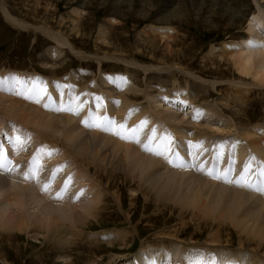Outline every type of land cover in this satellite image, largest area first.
<instances>
[{
    "label": "bare ground",
    "instance_id": "bare-ground-1",
    "mask_svg": "<svg viewBox=\"0 0 264 264\" xmlns=\"http://www.w3.org/2000/svg\"><path fill=\"white\" fill-rule=\"evenodd\" d=\"M171 1L169 4L172 3ZM254 3L256 11L250 14L247 20L250 31L264 25V0H254ZM167 5L162 10V14L169 13L171 8ZM0 8L12 24L26 29L42 30L59 46L68 45V48L70 47V50L75 51L78 56L91 57L85 55L84 51L76 50L69 38L60 30L52 28L53 26L33 24L14 18L5 0H0ZM229 10L224 7L222 12L230 14ZM73 13L79 16L82 11L78 9ZM78 16L72 18L79 21ZM114 20L116 19L112 18L111 21H104L101 24L98 40L101 41L100 45L108 46V52L104 56L110 60L122 61L128 67L127 72L115 73L113 77L106 75L100 77L94 87L84 86L89 77L79 72L72 78L75 79L76 88L74 90L70 88L71 94L68 91L69 94L66 93V85H62L58 80L48 81L47 78L37 77V73H26L19 79L17 77L20 84H15L12 76L0 78L3 84L7 85L6 89L10 90L9 88L12 87V90L20 89L24 92V95L17 94L14 99L3 97L0 93V132L7 133L5 137L8 144H12L15 153L19 154L26 145L24 144L27 141L24 140L26 128L34 132V135L27 137L28 140L39 136L37 141L39 139L40 142L46 141V146L37 149L39 151L36 149L33 151L34 154L25 161L27 164L15 165L9 172L4 170L0 176V230L10 233L24 232L36 240L42 237L47 245L53 246L54 251L57 252L55 258L59 259L61 264H75L80 257H83L75 251L81 252L83 249H91L93 252L87 257L86 263L90 264H153V261L155 264H193L198 258H214L216 264H264V193L226 182L238 180L244 167L249 163L253 169L249 179L253 183L256 182V173L260 166L264 165V131L254 136L255 132H249L251 127L246 132L247 126L241 118L243 109L240 106L232 108L226 102L227 96L223 98L224 106L230 109L220 110L216 104H203L197 110L194 109L195 107L193 110L190 109L191 113L194 111L197 115L207 114V117L212 118L207 123L195 119L194 121L197 120L195 127H193V119L185 123L186 120L182 118L186 112L181 111L184 109V104L187 102L192 104L200 100V97L211 96L209 88L203 85L206 79L200 74L197 75L192 69L193 58L190 59L192 55L189 57L190 63L183 64L180 58H173L175 50L171 41L166 40L161 45L162 41L156 42L149 40L151 39L149 37H141L138 42L147 45L146 51L151 53L153 59L151 65L145 66L134 58V53L144 49L141 44L123 49L118 41L116 45L110 40L112 29L115 27ZM146 31L148 36H153L151 32ZM172 31L174 29L169 26L156 28L153 39L160 38V35L169 39L171 36L168 35ZM242 41L243 47L239 48L238 43L235 47L236 52L231 54L230 58L233 55L235 59L233 62L241 73L246 75L254 72L255 77L263 81L264 35L260 38L249 35ZM250 41L255 46H250ZM256 48L260 49L257 62L253 60L250 52ZM48 50L47 55L50 57L59 56L60 51L56 48ZM213 50L214 48L210 49L209 53H213ZM101 51L98 46V52ZM161 51L162 54H159ZM107 54L109 56H106ZM47 55L46 66L49 63L54 65L55 62H51ZM158 58L169 65H162V62L157 61ZM156 61L160 65L154 63ZM129 66L133 67L130 69ZM54 67L52 66V69ZM164 67L178 69L191 76L188 80L186 78L189 95L185 98L182 94L180 104H177L173 112L166 108L160 110L159 107L162 106L161 101L171 98L174 89H168L167 79L164 81L156 77L157 75L151 74V70L157 73V70ZM99 71H102V67ZM142 71L146 76L145 82L135 75ZM218 81L221 79L210 82L212 89L217 90ZM77 84H81L82 88L79 89ZM173 85L181 87V80L179 82V79L175 78ZM33 86L44 90L40 103L35 102V97L25 98L29 95L26 89ZM157 88L161 96L155 94ZM178 94L180 95L181 92ZM59 104H64L73 111H64L62 115H58L55 111L47 112L43 109L45 105L59 107ZM108 108H111L112 112ZM226 109L231 115H226ZM181 114L183 117H180ZM93 116L109 118L117 125L125 124L129 131L136 128L139 130L141 141L148 142L151 139L153 146L161 143L166 136H170L171 152L179 156V160L175 162L182 163L184 167H175L163 157L144 151L140 144L125 141L99 128L87 127L85 122H91ZM3 123L6 129L5 126L2 128ZM204 124L212 127L210 132L218 131L226 134H230L234 127L240 136L231 142L227 139H223L224 141L217 139L216 146H212L211 139L207 138L208 132L198 129V126ZM17 136L20 137L19 142L16 140ZM217 136V133H214L210 137L213 139ZM239 139H243L245 143L239 142ZM62 151L64 154L61 155ZM250 151L253 154L248 155ZM49 152L52 154L48 155ZM27 154L29 155L28 151ZM35 155L37 160L30 163ZM247 155L248 159L245 158ZM55 156L65 160L56 161L57 165L54 163L56 168L50 164L53 163L50 161L54 160ZM169 158L172 159L171 153ZM64 171L66 174L68 172L66 177L62 176ZM28 175H32V178H26ZM69 177H72V180L67 192L61 198H57V193L62 192ZM118 179L134 192H143L146 203L154 201L158 205L157 208L161 209L157 211L161 215L166 214L167 208H174L180 220L183 218L181 220L183 223L186 214L192 213L193 220L198 221L197 227H194L197 231L200 230L197 232V237L201 238L209 228L211 229L207 240L200 242L191 238L189 241L182 238L183 234H188L187 230L170 228L159 230L160 232L150 236L136 255L123 254L131 251L129 242L134 240L136 234L142 232L133 224L132 211L124 209L122 183L120 185ZM46 184L51 185L47 192L42 190ZM77 185L83 188L76 189L74 186ZM139 195L138 193V197ZM110 199L115 200V203L109 204ZM131 203L135 207V201ZM111 206L119 209L125 221L114 220L113 225L118 229H114L110 233L111 236H107L110 238H107L108 246H106L101 242L104 239L102 234L94 231L97 227L101 229L108 227L103 223L106 216L112 217V214L105 216ZM170 215L166 216L167 222L168 218L174 219V216ZM148 225L151 226L150 223ZM121 226L124 229L119 228ZM234 238H238V246ZM76 253L79 256L75 255Z\"/></svg>",
    "mask_w": 264,
    "mask_h": 264
},
{
    "label": "rangeland",
    "instance_id": "rangeland-1",
    "mask_svg": "<svg viewBox=\"0 0 264 264\" xmlns=\"http://www.w3.org/2000/svg\"><path fill=\"white\" fill-rule=\"evenodd\" d=\"M5 1L9 12L14 18L16 17L17 19H21L33 24H43L51 27L53 26L52 28H55V30H60L65 36L69 38L76 50L84 51L86 52L85 55L91 57L78 56L77 53L75 54V51L70 50V47L68 48V45L59 46L56 41L46 36V34L42 30H36L32 28L26 29L12 24L6 19L4 15L5 13H3L2 9L0 8V76H2L0 78H7L12 76L13 78L18 77L17 79H19L26 73H37V77H41L44 79L47 78L48 81L54 79L58 80L60 83H62V85H66V93L71 94L70 88H72L73 90L74 88H76L74 84L75 79L72 80V78L79 72H83L89 77L87 83H85L84 86L90 85L93 87L96 86V80L101 79L100 77H103L105 75L114 76L115 73L118 74L127 72L128 67L122 61L113 59L110 60L104 56V54L108 52V46L107 44L100 45L99 43H101V41L98 40L99 28L101 24L104 21H111L112 18H115L116 20H114L113 22V25H115V27L112 29L113 31L111 33L110 40L114 41L116 45L118 41V43L121 45L120 47H122L123 49L141 44L144 49H142L141 51L138 50V52L134 53V58L139 63H142L145 66L151 65L153 59L151 57V53H148L146 51L148 48L147 45L144 46L142 45V43L144 42H138L141 37H149L151 38L149 40L156 42L162 41L160 43L161 45H163L166 40L171 41L172 46H174L175 50V57L173 58H180L183 64L188 62L190 63L191 60H189V57L192 55L190 57V59L193 58L192 69L196 72L197 75L200 74L204 77V79H206L205 82L203 81V85L209 88V94H211V96L208 98L200 97V100L194 101L192 102V104L188 102L184 104V109L181 111L182 113L186 112V117L184 116V118H182L184 121L186 120L185 123H187L188 120L192 119V121H194L195 119H200L198 120L199 122L204 121V123H207V121L212 118L210 116L207 117V114L197 115L194 111L193 113H191L194 107V109L197 110L203 104H216L217 107L220 108V110L221 108L230 109L229 107L224 106L225 101L223 100V98L227 96L226 102L230 104L232 108L240 106V108L243 109L241 118L247 126L246 132H248L252 127V131L250 130L249 132H255V135L252 133L254 136H258L256 135L257 133H263L264 80L262 81L260 80V78L255 77L254 72H252V74L246 75L241 73L233 62L235 60L232 57L233 55L230 58V55L236 52L235 47L236 45L238 46V43L240 45L238 46L239 48L243 47L242 40L244 38L249 35H254L260 38L262 35H264V25L262 27H255L251 29V31L248 25L247 20L250 14L256 11L254 0H133V2L132 0H119V2L118 0ZM169 1H171L172 3L169 4ZM166 4H168L167 6L171 9L169 13L162 14V10L166 6ZM224 7H226L228 10L230 8V14H225L222 12L224 10ZM78 9L83 13H81L82 15H79L80 17L73 13L74 10ZM75 16H78L79 21L72 18ZM76 24L78 26H76ZM168 26L172 27L175 31L169 33L170 35L168 36H171L169 39H166V37L162 35H160V38L156 40L153 39L155 38L154 31L156 28H165ZM149 29H152V31H150ZM146 30H148L149 33L151 32L150 34L153 36H148ZM254 30H257V32H255ZM98 46L102 49L101 53L98 52ZM50 48H56L58 51H60L59 56L50 57V55H47L49 52L48 49ZM213 48V53H209L210 49ZM259 50V48H256V50L250 51L252 52L251 56H253L252 58L253 60L255 59V61H258ZM160 53L162 54V51L159 52V54ZM46 55L50 57L49 59L51 62H55L54 65L52 63H49V65H52L46 66ZM106 56L109 55L107 54ZM115 56L121 57L119 55ZM159 57H161V55ZM157 61L162 62V65H169L163 62L160 58H158ZM157 61L154 63L160 65V63H158ZM52 66L55 67L52 69ZM101 67L102 71H99V68ZM130 67L133 66H129V68ZM16 68L24 70H19ZM164 68L157 70V73L155 70H151V74L157 75L156 77L161 78L164 81H166L167 79L169 87L168 89H174L171 98H167V100L165 99L163 102L161 101L160 105L162 106L159 107L160 110L166 108L173 112L175 111V107H177V104H180L179 101L182 94L185 95V98L189 95L186 82H188L187 80L190 79L191 76L189 74H186L184 71L180 72V70L178 69H170L168 67ZM141 70L142 69L140 68V71ZM171 73L175 74L173 75ZM144 74L145 73L143 71L142 73L139 72V74L135 73V75L139 77V80L145 82L146 76ZM184 75L188 77H182ZM172 76L178 78L179 82L181 80V87L178 85H173V83L175 82V78ZM217 79H221V81H218L219 83L217 86V90L212 89L210 82H214ZM6 86L7 85L3 84L2 79H0V93H2V96L6 98L14 99V97H17V93L19 91H22L20 89L17 91L16 89L12 90V87L9 88L10 90H8L6 89ZM77 87L80 89L82 88V85L77 84ZM9 92L11 94H9ZM158 92L159 89L157 88L155 94L161 96L158 94ZM178 92H181V94L179 95ZM242 96L246 97L243 98ZM218 104L221 106H219ZM59 107L52 105L43 109L47 112L55 111L58 115H62L64 111L55 110ZM61 107L66 108L64 104H62ZM108 109L112 112L111 108ZM225 113L227 116L231 115L229 114L230 112L228 110ZM180 117H183V115L181 114ZM193 123V127H195V125L197 124V120ZM4 126L5 123H3L2 128ZM189 127L192 126L189 125ZM150 128H152V126H150ZM199 128L201 130L204 129V131L208 132L207 138L211 139L212 146H216L218 140L227 139L229 140V142H231L235 139L230 138L229 136H236L237 138H239L240 136L239 134H237L234 127L232 128V132H230V134L218 131L210 132V128L212 127H209V125L207 124H204L200 127L198 126V129ZM214 133H217L218 136L212 139L210 136ZM38 138L40 137L35 136L32 139H36L37 141ZM241 142L245 143L243 139H241ZM24 144H26V142ZM45 144L46 141L40 142L39 139V142L34 146H36V150H40V148L46 146ZM9 145L11 146V148H13L12 144ZM229 147H231V145ZM33 151L34 150L31 151V154H34ZM21 152L22 151H20L19 154H21ZM28 152L30 154V151ZM57 154L58 153H56V155ZM62 154H64L63 151L61 155ZM251 154H253L252 151L248 153V155ZM248 155L245 157L246 159H248ZM55 157L56 158H54V160L51 159L52 161H50L53 163L49 162L50 164H53L54 168H56L55 165H57L56 161L64 160L61 159L62 157ZM36 160L37 159L35 155L30 163ZM54 168L52 169V171H54ZM71 169H73V167ZM2 174L3 173H0V176ZM64 174H66L65 171L63 172L62 176L66 177L68 175V172L66 175ZM117 182H119L120 185L122 183L121 187L123 189L122 192L124 196V209L132 211L131 214L133 216V224L138 227V230H140V232H142V234H136L134 240H131L129 242V245H131V251L127 253L125 252L123 254H127L128 256L136 255L140 251L141 245L147 243L150 236H154L156 232H160L159 230H168L170 228H175L183 231L187 230L188 234H183L182 238L189 241L191 240V238H194L195 241L200 242H205L207 240L208 233L211 231V229L209 228L207 230V232L205 233L206 235L204 234L205 236L202 235L201 238L197 237V232H199L200 230L197 231V229L195 228L197 227L198 221L193 220L194 218L192 216V213L191 215L187 213L188 216L186 214L184 220L185 222L183 223H181V220H183V218L180 220V216L176 213L177 211L174 208H167L166 211H168H165L166 214L161 215L160 213H157V211L161 209L157 208L158 205L155 204L154 201H149L150 203H146V197L143 192H134L120 179H118ZM78 185L74 187L76 189L80 187L81 190V188L83 187ZM82 186H85V184H83ZM138 193L140 194L139 197ZM108 201L111 205L115 203V200L113 199H110ZM134 201L135 207L132 206L131 203ZM29 209L31 208L29 207ZM117 209V207L111 206V208L106 211L105 216L108 214H112V217L106 216L104 219L105 223L103 224L108 225V227L102 229L97 227L99 229L97 230L96 228V230L94 231L95 233L97 232L102 234V237H104V239L101 241L103 245L108 246L107 240L110 237L107 236H109L110 233L114 231V229H118V227L116 228L113 225V223L115 222L114 220L121 222L125 221V218H123V214H120L119 209ZM33 211L34 210H31V212ZM170 212L174 216V219L168 218L167 222L166 216L169 217V215L171 214ZM149 223L151 224V226L148 225ZM185 223H187V225ZM119 228H122V226ZM235 241L237 242L236 246H238V238L235 239ZM116 245L118 246V243ZM75 252L80 254V256H83L80 257L75 264H90L86 263V261L88 255H91L93 253L91 249H83L81 252H78L76 250ZM56 253L57 252L54 251L53 246L51 244L47 245L46 240H44L42 237H40V240H36L29 237V235L24 232L14 231L10 233L0 230V264H61V261L55 258ZM77 253L75 255H78ZM3 257L5 259H3ZM159 259L161 260L162 256Z\"/></svg>",
    "mask_w": 264,
    "mask_h": 264
},
{
    "label": "snow or ice",
    "instance_id": "snow-or-ice-1",
    "mask_svg": "<svg viewBox=\"0 0 264 264\" xmlns=\"http://www.w3.org/2000/svg\"><path fill=\"white\" fill-rule=\"evenodd\" d=\"M250 46H255L252 44V42H249ZM13 81L15 82V84H20L21 82L19 80H17L16 78H12ZM26 91H28L29 95L26 96L25 98L27 99H33L35 97V102L36 103H40V99H41V94L43 93V89H38L35 86H33L30 89H26ZM18 95H24V92H18ZM45 107H47V105H45ZM56 111H73L72 108H63V107H59L57 109H55ZM78 114V113H76ZM85 125L89 128H99L101 131H105V132H110L114 135H116L117 137H119L120 139H123L125 141L128 142H134L137 144L142 145V148L144 151L154 154L158 157H163L169 164H172L175 167H184V165L182 163H176L175 161L179 160V156L174 153L171 152V149L169 147L170 143H171V137L170 136H166L164 138V140L159 143L156 144L155 146H153L151 139H149L148 142H144L141 141L140 136H139V130L136 128H133L132 130H128L125 124H119L117 125L115 121L109 119V118H99V117H91V122H85ZM143 125H141L142 127ZM17 142L20 141V137L17 136L16 137ZM171 153L172 159L169 158V154ZM52 153L49 152L48 155H51ZM255 159V158H253ZM0 168H4L3 164H0ZM203 170V169H201ZM5 171H8V169H5ZM211 175V173H209ZM253 174V169L251 166V163L247 164L239 179L232 181V180H227L226 182L228 183H235L238 186L241 187H247L249 189H253L257 192H261L264 193V165H261L260 168L258 169V172L256 173V182L253 183L250 179L249 176ZM34 175V173H33ZM26 178L31 179L32 175H28L26 176ZM219 178V177H216ZM71 180L72 177H69L68 180L65 182L64 188L62 189L61 193H57V198H61L62 195L64 193L67 192L68 187L71 184ZM50 184H46L43 187V191L47 192L50 188ZM153 264H155V261H153ZM193 264H216V261L214 258H198L195 259L193 261Z\"/></svg>",
    "mask_w": 264,
    "mask_h": 264
}]
</instances>
